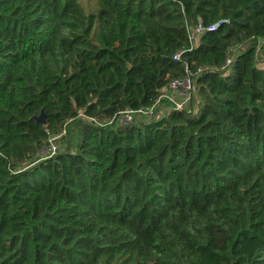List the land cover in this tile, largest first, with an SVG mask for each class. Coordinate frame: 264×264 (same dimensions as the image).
Returning a JSON list of instances; mask_svg holds the SVG:
<instances>
[{"label": "trees", "instance_id": "16d2710c", "mask_svg": "<svg viewBox=\"0 0 264 264\" xmlns=\"http://www.w3.org/2000/svg\"><path fill=\"white\" fill-rule=\"evenodd\" d=\"M0 264H264V0H0Z\"/></svg>", "mask_w": 264, "mask_h": 264}, {"label": "built area", "instance_id": "2783aa9c", "mask_svg": "<svg viewBox=\"0 0 264 264\" xmlns=\"http://www.w3.org/2000/svg\"><path fill=\"white\" fill-rule=\"evenodd\" d=\"M228 18H221L207 26L202 23H198L195 27V32H202L204 30L216 29L222 22H228ZM238 46H233L228 50L225 57L224 63L221 68H228L233 61V55L237 51ZM181 51L176 52L173 55L174 59L180 57ZM207 67L198 66L191 68L187 61L183 62V74L180 76L172 77L168 80L166 89L161 91L157 99L150 105L141 106L138 108H129L118 110L111 121H116L118 124H128L135 120H147L153 117L159 118L166 114L169 110H186L194 111L197 102V85L195 78L197 75L202 73ZM165 103L166 105H163ZM163 105V106H162ZM72 118H68L70 121ZM65 128L60 132L64 134ZM58 136V135H57ZM55 136H49L47 143L41 147L37 152L36 156L40 154V158L51 156L57 151V144L54 141ZM39 156V155H38ZM37 158H35L36 160Z\"/></svg>", "mask_w": 264, "mask_h": 264}, {"label": "rangeland", "instance_id": "374dc122", "mask_svg": "<svg viewBox=\"0 0 264 264\" xmlns=\"http://www.w3.org/2000/svg\"><path fill=\"white\" fill-rule=\"evenodd\" d=\"M195 104H196V101H195ZM163 105H166V104L163 103ZM68 129H69V132L68 133L66 132L68 134V136H66V133H65V135L64 134L62 135L60 133L57 134L58 136L54 135L55 136L54 141L57 144V149L62 150L66 146H69L70 149H74L76 147V143H77V139H78V133H79L76 123L74 122V124L73 123L70 124ZM38 155L33 156L34 158H37L35 161L42 159V158H40V154H38Z\"/></svg>", "mask_w": 264, "mask_h": 264}, {"label": "water", "instance_id": "95a60500", "mask_svg": "<svg viewBox=\"0 0 264 264\" xmlns=\"http://www.w3.org/2000/svg\"><path fill=\"white\" fill-rule=\"evenodd\" d=\"M37 120H40V121H44V114H43V112H41L39 115H37L36 117H35Z\"/></svg>", "mask_w": 264, "mask_h": 264}]
</instances>
